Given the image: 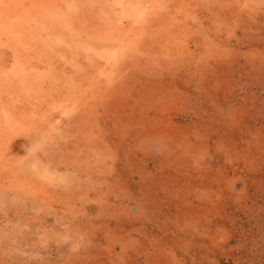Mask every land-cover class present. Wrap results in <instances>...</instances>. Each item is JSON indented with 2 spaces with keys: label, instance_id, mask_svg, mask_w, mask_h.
<instances>
[{
  "label": "rangeland",
  "instance_id": "374dc122",
  "mask_svg": "<svg viewBox=\"0 0 264 264\" xmlns=\"http://www.w3.org/2000/svg\"><path fill=\"white\" fill-rule=\"evenodd\" d=\"M0 264H264V0H0Z\"/></svg>",
  "mask_w": 264,
  "mask_h": 264
},
{
  "label": "bare ground",
  "instance_id": "6f19581e",
  "mask_svg": "<svg viewBox=\"0 0 264 264\" xmlns=\"http://www.w3.org/2000/svg\"><path fill=\"white\" fill-rule=\"evenodd\" d=\"M18 17V16H17ZM5 61H7V58L5 59Z\"/></svg>",
  "mask_w": 264,
  "mask_h": 264
}]
</instances>
